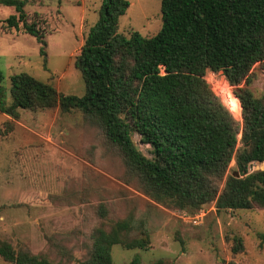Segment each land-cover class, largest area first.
Returning a JSON list of instances; mask_svg holds the SVG:
<instances>
[{"label":"trees","instance_id":"1","mask_svg":"<svg viewBox=\"0 0 264 264\" xmlns=\"http://www.w3.org/2000/svg\"><path fill=\"white\" fill-rule=\"evenodd\" d=\"M28 2L0 0L14 9L4 23L34 37L46 60L45 34L37 22H28ZM129 6L127 0H101L98 20L75 59L83 95H61L26 73L10 76L7 93L0 73V113L12 120L5 123L6 132L20 110L80 111L117 149L126 180L134 179L150 200L192 216L209 203L216 211L264 209V170L249 172L253 162L264 163V97H254L248 88L254 66L264 70V0H161L157 34L133 31L126 38L119 19ZM208 69L222 71L233 87L241 123L210 90L204 79ZM132 133L150 146L152 158L136 150ZM232 160L237 178L235 171L228 174ZM96 214L103 222L79 264H112L114 245L149 246L143 224L129 235L132 216L111 221L102 204ZM241 249L237 239L233 251ZM0 258L11 264H56L46 254L15 249L1 239ZM123 264H139V257Z\"/></svg>","mask_w":264,"mask_h":264},{"label":"rangeland","instance_id":"2","mask_svg":"<svg viewBox=\"0 0 264 264\" xmlns=\"http://www.w3.org/2000/svg\"><path fill=\"white\" fill-rule=\"evenodd\" d=\"M127 1L130 6L119 19V32L126 38L133 31L143 37L157 34L161 0ZM100 5L101 0H29L25 12L28 22H37L44 31L46 60L34 37L6 28L4 22L14 9L0 5V73L7 93L10 76L26 73L61 95H83L85 84L75 59L98 20ZM251 77L248 88L254 97H264L259 64ZM19 114L6 132L5 123L12 120L0 113V239L15 249L46 254L56 264H79L103 222L96 214L102 204L111 221L133 217L130 236L143 224L150 237L146 250L112 246V264L130 263L135 256L139 264H264V209L214 212L209 203L201 209L212 211L199 225L191 224L180 218L182 212L150 200L134 179L126 180L121 155L80 111L61 113L55 108ZM234 116L242 122L240 109ZM131 138L152 158L150 146L135 133ZM257 170H264V163L249 166V172ZM232 171L234 160L228 174ZM237 239L242 249L234 253ZM59 247L65 249L61 254ZM0 264L11 263L0 258Z\"/></svg>","mask_w":264,"mask_h":264},{"label":"built area","instance_id":"3","mask_svg":"<svg viewBox=\"0 0 264 264\" xmlns=\"http://www.w3.org/2000/svg\"><path fill=\"white\" fill-rule=\"evenodd\" d=\"M204 79L206 83L208 84L210 90L212 93L219 98V100L228 108L230 111L229 106V96L230 94L232 97L238 99L234 93L233 87L230 85L229 81L226 79L225 75L222 73V71H212L210 69L206 70ZM231 112V111H230ZM232 113V112H231ZM208 213V212H207ZM206 211L203 209H200L198 213H196L193 216L187 215L185 212H182L180 214V218H183V220L190 221L191 224L199 225L200 219L204 217L206 214Z\"/></svg>","mask_w":264,"mask_h":264},{"label":"bare ground","instance_id":"4","mask_svg":"<svg viewBox=\"0 0 264 264\" xmlns=\"http://www.w3.org/2000/svg\"><path fill=\"white\" fill-rule=\"evenodd\" d=\"M229 96V106H230V111L234 112V113H239V109H240V105L238 102V99L232 97L230 94H228Z\"/></svg>","mask_w":264,"mask_h":264},{"label":"crops","instance_id":"5","mask_svg":"<svg viewBox=\"0 0 264 264\" xmlns=\"http://www.w3.org/2000/svg\"><path fill=\"white\" fill-rule=\"evenodd\" d=\"M3 116H5L7 119H11L9 116H7V115H5V114H3ZM16 123L20 125L19 122H16ZM212 209H213L214 212H216V209H215V206H214L213 203H212ZM211 211H212V210H211ZM211 211H209V212H211ZM209 212H208V213H209ZM208 213H207V214H208Z\"/></svg>","mask_w":264,"mask_h":264},{"label":"water","instance_id":"6","mask_svg":"<svg viewBox=\"0 0 264 264\" xmlns=\"http://www.w3.org/2000/svg\"><path fill=\"white\" fill-rule=\"evenodd\" d=\"M135 148H136V150H139L137 146H135ZM233 176L237 178V177L239 176L238 172L235 171V172L233 173Z\"/></svg>","mask_w":264,"mask_h":264}]
</instances>
